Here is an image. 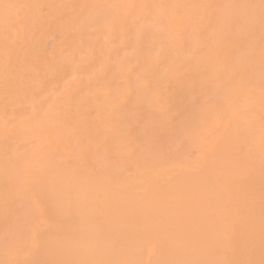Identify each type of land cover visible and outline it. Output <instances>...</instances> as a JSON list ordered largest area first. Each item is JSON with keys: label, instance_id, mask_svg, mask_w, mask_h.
<instances>
[{"label": "bare ground", "instance_id": "1", "mask_svg": "<svg viewBox=\"0 0 264 264\" xmlns=\"http://www.w3.org/2000/svg\"><path fill=\"white\" fill-rule=\"evenodd\" d=\"M192 54L161 96L169 60ZM262 80L264 0H0V264H264L250 111L195 165L152 136L190 131L221 110L210 94Z\"/></svg>", "mask_w": 264, "mask_h": 264}, {"label": "rangeland", "instance_id": "2", "mask_svg": "<svg viewBox=\"0 0 264 264\" xmlns=\"http://www.w3.org/2000/svg\"><path fill=\"white\" fill-rule=\"evenodd\" d=\"M143 46H145V45H148V46H150L149 44H142ZM168 46L169 47H171V46H173V44H169V45H167V49L169 50L170 48H168ZM170 50H172L171 51V53L169 52V54H174V52H175V50H174V47L172 48L171 47V49ZM168 54V55H169ZM167 55V56H168ZM193 56L191 57L190 55L189 56H187L188 58H189V60H188V58H185L184 60L182 59V61L181 60H179V61H177V62H175V60H169V63L171 64V66L172 67H170V65H169V68H171V72H169V71H167L166 70V72L164 71L163 72V74L161 75V77H159L158 79L160 80L158 83H159V86H158V88H160L159 90L161 91V93H162V95L161 96H166V95H168V93H170L171 91L173 92V91H175V89L178 87V85H179V83H180V81H181V79L179 78L180 77V74L181 73H183V71L186 69V68H188V67H190L191 65H195L196 63H197V61H198V57H199V55L198 54H192ZM191 57V58H190ZM197 58V59H196ZM162 61V59L159 57L158 58V61H157V64H159L160 63V60ZM263 59V58H262ZM173 62V63H171V62ZM187 62V63H186ZM176 63H178V64H176ZM172 64H174V65H172ZM189 64V65H188ZM160 65V64H159ZM175 66V67H174ZM185 66H186V68H185ZM242 66V67H241ZM238 67H240V68H238L239 70H242L243 69V65H240V66H238ZM166 68H168V66L166 67ZM168 72V73H167ZM176 72V73H175ZM166 74V75H165ZM179 77H178V76ZM163 76V77H162ZM168 77H172V78H168ZM178 77V78H177ZM166 78H168L169 80H167ZM176 78V80H174ZM119 79H121V81L119 80ZM166 79V80H165ZM125 79H123V78H116L115 80H113V84H111V90H112V92H111V90H109L111 93H112V95L113 94H115V92L117 93V94H115L114 96L115 97H120V96H122V95H124V92H125V87H123L124 86V84L122 83L123 81H124ZM166 81L165 83H162L163 81ZM171 81V82H170ZM177 81V82H176ZM118 82H119V84H118ZM160 82L162 83V84H160ZM114 83H116V86H114ZM263 85L261 88H257V87H250V88H248V90H245L244 92H242V93H240V94H238V95H234L235 96V98H233L230 94H229V96L228 97H224L225 96V92H221V91H215V93L213 92L212 94H210V97H209V99L210 100H212L211 102H209L210 104H211V106H212V108H213V106L214 107H216V108H220L221 110H219L218 112L217 111H215V112H213V110H212V113H210V115L208 116V114H207V117L206 116H200V118H198L197 119V121H195L194 122V124H193V129H191L190 131L189 130H185V131H181L179 134H172V133H167L168 132V129H167V127L165 128L164 127V129H167V131L166 130H164L163 128H161V129H156V130H154V131H152V136H153V138H155V140L160 144V151H162L163 153H164V155H166V156H168V157H172V158H169V159H172L173 160V158H174V162H179L180 160H182L183 158H187V159H189V161L190 160H192V161H194L193 162V164L195 165V163L196 162H198V157L200 156V155H202L203 153L205 154V152L208 150H205L206 148H209L208 146H210V143H209V141L211 142V143H213V141H215L218 137H215V136H220V134H222V132L224 131V129H225V127L227 126H230L231 124H235V123H238V121L236 120V118L238 119V117L237 116H240V120H241V118H242V120H245L246 119V117H247V115H248V118H249V120H251V121H249L248 119V122L250 123L251 122V124H250V126L252 125V123H253V125L254 124H256L255 126V128H254V126H253V129H256V130H258V129H260L261 128V130H262V134L260 133V131H254L255 132V134H256V132L258 133V134H256L255 135V138L256 139H249V140H244L243 142H246L247 143V145L246 146H248L249 147V145L252 143V145H250L251 147H253L254 149H256L254 152H255V154L256 155H260L261 153H262V151L260 150V147H263L264 146V123H262L263 122V120H264V118H259V117H261V116H258V114H256L255 113V111H257V113L259 112V110H261L262 111V108H264V106L263 107H261V105H260V103L262 104V102H263V104L262 105H264V101H260L259 103H258V101L259 100H255V102L256 103H254L253 104V102H251V101H253L252 99H254L255 97H256V99H259L258 97L259 96H256V95H253V93L254 94H257L258 92H259V94H257V95H260V94H263L264 95V81L262 80L261 82H259V84H257V85ZM164 85H166V86H164ZM120 86V87H119ZM115 87V88H114ZM119 87V88H118ZM164 87L166 88V89H164ZM170 87V88H169ZM163 88V89H162ZM169 88V89H168ZM255 89H258V90H261V89H263L262 90V92L261 91H258V90H256V91H254ZM158 90V91H159ZM254 92H253V91ZM114 91V92H113ZM160 91H159V93H160ZM166 91H169L168 93H165ZM217 92H219V93H217ZM261 92V93H260ZM111 93H107V94H104V96H102L103 98H106L107 96H108V94L110 95ZM121 93V94H120ZM216 93H217V96H216ZM220 93H223V95L221 94V95H219ZM164 94V95H163ZM243 94H244V96H243ZM103 95V94H102ZM111 95V96H112ZM211 95H213V96H216L215 98L214 97H212L213 99H211ZM219 95V96H218ZM247 95H250V96H247ZM100 96H101V94H100ZM239 96V97H238ZM243 96V97H242ZM237 97V98H236ZM247 97H248V99L249 98H251V99H249V100H247ZM221 98V99H220ZM224 98V99H223ZM229 98H231L230 99V101H232V103H230L229 104V102L226 100V99H229ZM233 98V99H232ZM226 101V102H225ZM237 101H239V102H237ZM245 101V102H244ZM248 102H250V103H248ZM227 103V104H226ZM237 103V104H236ZM252 103V104H251ZM229 104V105H228ZM233 104V106H231ZM244 104H245V106H244ZM251 104V105H250ZM256 104V105H255ZM110 105L112 106L111 108H110ZM217 105V106H216ZM255 105V106H254ZM257 106V107H256ZM207 107V106H206ZM248 107V108H247ZM255 107V108H254ZM104 108L106 109H104L103 110V116H104V118L107 116V117H109L110 115V112H111V116H114V117H112V119H116L115 118V116L118 118L120 115L119 114H115L114 112V114H112V111H113V102H105V105H104ZM229 108V109H228ZM231 108V109H230ZM261 108V109H260ZM90 109H95V106H94V104H93V106H92V104H91V107H90ZM108 109V110H107ZM203 109L204 108H202L201 110H200V113L201 112H204L203 111ZM248 109V110H247ZM251 109V110H250ZM255 109H257V110H255ZM259 109V110H258ZM112 110V111H111ZM205 110V109H204ZM236 110V111H235ZM240 110V111H239ZM226 113H225V112ZM239 111V112H238ZM241 111H242V113H246V112H248V111H250V112H248V113H246L245 115H243L242 113H241ZM244 111V112H243ZM259 112L260 114L261 113H263V115H264V110L262 111V112ZM223 113V114H219V113ZM228 112V113H227ZM214 113H215V115H214ZM225 113V114H224ZM230 113V114H229ZM240 114V115H239ZM251 114V116H249ZM225 115V116H224ZM232 117H231V116ZM233 115L236 117V118H233ZM254 115V116H253ZM262 115V114H261ZM262 115V116H263ZM110 116V117H111ZM198 116V114L196 115V117ZM210 116H212V117H210ZM227 116H230V117H228V119H227ZM244 116H245V119H244ZM106 117V118H107ZM109 117V118H110ZM224 117H225V121L223 120L224 119ZM256 117H257V119H256ZM205 118V119H204ZM207 118V119H206ZM231 118H232V120H235V122L234 121H231ZM254 119L255 120V122H254V120L252 121V119ZM227 119V120H226ZM238 119V120H239ZM258 119H259V121L261 122L260 124L262 125V126H260V124H259V122H257L256 123V121H258ZM200 120V121H199ZM207 120V121H206ZM230 120V121H229ZM229 121V122H228ZM224 122V123H223ZM232 122V123H231ZM214 123L216 124V125H222V126H224L223 128H222V126H220V127H218V126H216V125H214ZM231 123V124H230ZM205 124V125H204ZM226 124V125H225ZM258 124V125H257ZM213 126V127H212ZM215 126V127H214ZM260 126V128H258ZM195 127V128H194ZM204 128V129H203ZM213 128V129H212ZM219 130H218V129ZM164 130V131H163ZM215 130H217L216 131V133H215ZM220 130H222L221 131V133H220ZM163 131V132H162ZM214 133H213V132ZM167 134H166V133ZM206 132V133H205ZM211 132V133H210ZM158 135H157V134ZM168 134H169V136H168ZM208 136H207V135ZM211 134V137L209 136ZM172 135V136H171ZM204 135V136H203ZM258 135H260V136H258ZM207 136V137H206ZM257 136H258V138H257ZM170 137V138H169ZM206 138V139H203V138ZM263 137V138H262ZM211 138H213V139H211ZM160 139V140H159ZM162 139V140H161ZM168 141H167V140ZM172 139V140H171ZM175 139V140H174ZM196 141V143H194L195 141ZM164 140V141H163ZM166 140V141H165ZM169 140H170V142H169ZM192 140L194 141V142H192ZM200 140V141H199ZM204 140V141H203ZM207 140H208V142H207ZM259 140H261V141H259ZM263 140V141H262ZM174 144H173V143ZM198 142V143H197ZM251 142V143H250ZM177 143V144H176ZM189 143V144H188ZM192 143V144H191ZM208 143V144H207ZM253 143H254V145H253ZM245 144V143H244ZM249 144V145H248ZM167 145V146H166ZM196 145V146H195ZM194 146V147H193ZM203 146V147H202ZM206 146V147H205ZM168 147H169V149H168ZM173 147V148H172ZM205 147V148H204ZM172 148V149H171ZM204 148V149H203ZM169 151H168V150ZM188 149V150H187ZM262 149V148H261ZM191 150V151H190ZM263 150V152H264V148L262 149ZM168 151V152H167ZM118 153H119V150L117 151ZM117 152H115L114 154L115 155H117ZM185 153V154H184ZM114 154H113V156H114ZM120 154V153H119ZM152 154V153H151ZM112 155V154H111ZM110 155V156H111ZM152 155H158L157 153H155V154H152ZM118 156V155H117ZM112 157V156H111ZM110 157V159H118V158H116V157H113V158H111ZM119 157V156H118ZM181 157V158H180ZM179 158V159H178ZM132 159H133V156H130L129 157V160L128 161H126V167L127 166H129V165H131V166H129V167H125V175L127 176V174H132V171H130L131 169H132ZM165 159H166V161H168L169 159L167 158V157H165ZM176 159H178V160H176ZM128 162V163H127ZM261 163H263L264 164V160H261L260 161ZM192 167V166H191ZM191 167H189L190 169H191ZM169 168L170 167H167V166H165L164 167V170L165 171H163L164 173L165 172H167V171H169ZM194 167H192V169H193ZM127 169V170H126ZM128 169H130V170H128ZM191 169V170H192ZM168 174H170V171H169V173ZM129 177H131L130 175H128Z\"/></svg>", "mask_w": 264, "mask_h": 264}]
</instances>
